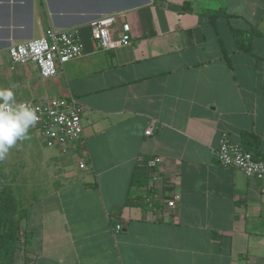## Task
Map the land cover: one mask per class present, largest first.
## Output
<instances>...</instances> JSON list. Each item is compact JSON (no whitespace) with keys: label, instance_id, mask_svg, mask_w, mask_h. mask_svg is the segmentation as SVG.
<instances>
[{"label":"crops","instance_id":"1","mask_svg":"<svg viewBox=\"0 0 264 264\" xmlns=\"http://www.w3.org/2000/svg\"><path fill=\"white\" fill-rule=\"evenodd\" d=\"M108 15L119 33L130 24L131 45L97 47L90 23ZM48 28L77 31L84 54L49 79L13 66L9 47ZM232 28L258 32L250 50ZM0 89L84 108L79 148L41 155L31 126L1 159L0 188L14 181L23 215L14 264H264V177L216 158L225 135L264 158V0H0ZM153 157L168 180L155 209ZM138 166L144 185L132 183Z\"/></svg>","mask_w":264,"mask_h":264},{"label":"built area","instance_id":"2","mask_svg":"<svg viewBox=\"0 0 264 264\" xmlns=\"http://www.w3.org/2000/svg\"><path fill=\"white\" fill-rule=\"evenodd\" d=\"M115 25L114 15L103 16L90 23L92 38L97 47L113 51L133 43L130 24L123 23L120 33ZM83 54L84 45L78 32L57 28H48L45 34L38 38L15 43L9 47L13 66L34 63L44 79L57 76L60 66ZM15 104H27L36 111L39 119L32 127L47 148L68 153L70 149L81 146L84 138L82 122L84 108L74 96L67 99L21 100ZM156 129L158 130L159 126L156 121H153L145 134L152 135ZM216 158L221 165L238 168L249 177H264V158L256 156L241 144L231 142L227 135L221 140L216 151ZM145 165L150 173V191L144 201L148 207L155 209L161 201H164V196L157 193L155 187L165 185L168 180L160 170L161 160L158 157L148 159ZM79 167L88 169L87 161L83 157L80 158ZM180 197L179 193H174L165 200L166 206L175 208ZM120 230L121 225L117 224L114 231Z\"/></svg>","mask_w":264,"mask_h":264},{"label":"trees","instance_id":"3","mask_svg":"<svg viewBox=\"0 0 264 264\" xmlns=\"http://www.w3.org/2000/svg\"><path fill=\"white\" fill-rule=\"evenodd\" d=\"M210 15L212 17L226 15V12L219 9L217 11H210ZM232 32L238 46L246 50H250L253 40L252 36L258 33L255 29L248 31L237 28H232ZM247 136L245 133V138ZM244 148L256 155L248 145L245 144ZM147 181V170L144 167L138 166L135 169L132 183L144 185ZM129 202L127 201V203ZM19 206L20 202L15 195L14 189L3 178L2 187L0 188V260L4 264H14L15 253L20 240V221L23 218V215L19 214Z\"/></svg>","mask_w":264,"mask_h":264},{"label":"clouds","instance_id":"4","mask_svg":"<svg viewBox=\"0 0 264 264\" xmlns=\"http://www.w3.org/2000/svg\"><path fill=\"white\" fill-rule=\"evenodd\" d=\"M36 111L27 104H15L13 91L0 89V159L18 141L27 137L38 120Z\"/></svg>","mask_w":264,"mask_h":264},{"label":"rangeland","instance_id":"5","mask_svg":"<svg viewBox=\"0 0 264 264\" xmlns=\"http://www.w3.org/2000/svg\"><path fill=\"white\" fill-rule=\"evenodd\" d=\"M31 135H32V139L30 140L31 141V143H32V145L34 146V147H36L37 149H39L42 153H41V155H44L46 152L48 153V152H52V151H56L55 149H53V148H47L46 147V145L43 143V140H41V138L39 137V135L37 134V132L36 131H34V130H32V132H31ZM16 151V150H15ZM21 153L23 152L22 150L20 151ZM40 155V156H41ZM80 156V155H79ZM64 160V163H62V164H69L70 163V161H71V159H69V158H64L63 159ZM62 160V161H63ZM1 159H0V177H3V176H5L6 177V175L4 174V171H3V167H2V165H1ZM10 177H30V175L28 176L27 174H25V173H23V174H20V171L18 172V173H16V171H14L13 169L10 171ZM12 183H13V185H12V187L15 189V183H14V181H12ZM0 186H1V184H0ZM14 192H15V194H16V191L14 190ZM18 199V198H17ZM18 201H21L20 199H18ZM39 203H35V206H37Z\"/></svg>","mask_w":264,"mask_h":264}]
</instances>
